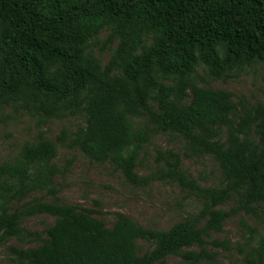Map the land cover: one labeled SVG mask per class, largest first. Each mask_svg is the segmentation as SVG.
Returning <instances> with one entry per match:
<instances>
[{
    "label": "trees",
    "instance_id": "obj_1",
    "mask_svg": "<svg viewBox=\"0 0 264 264\" xmlns=\"http://www.w3.org/2000/svg\"><path fill=\"white\" fill-rule=\"evenodd\" d=\"M102 33L116 43L106 65L93 47ZM257 63H264V0H0V108L23 109L42 126L82 119L55 140L25 142L0 164V243L38 242L10 247L20 264H166L169 256L223 264L206 247L212 231L240 212L264 228V104L209 82ZM154 134L180 136L183 153L158 150L159 169L143 177L137 168ZM59 145L110 164L132 185L159 180L196 193L201 209L156 230L119 212L108 226L93 209L40 198L13 208L35 192L57 196L55 178L70 169V161L55 162ZM207 155L221 168L218 187H201L182 169L183 156ZM231 200V210L219 208ZM38 214L55 217L45 236L22 226ZM140 239L153 248L140 254ZM213 245L231 249L227 241ZM244 263L264 264V234Z\"/></svg>",
    "mask_w": 264,
    "mask_h": 264
},
{
    "label": "rangeland",
    "instance_id": "obj_2",
    "mask_svg": "<svg viewBox=\"0 0 264 264\" xmlns=\"http://www.w3.org/2000/svg\"><path fill=\"white\" fill-rule=\"evenodd\" d=\"M108 34L102 33L94 41V52L103 65L111 57V49L116 43L109 44ZM209 85L216 89L232 92L235 99L245 97L252 103L258 101L264 104V63L247 66L239 75L226 80H210ZM141 121V120H138ZM82 123L80 117L71 116L67 119H52L42 126L37 118L25 110L15 106L0 108V164L15 159L22 145L27 141L40 138L55 140L63 128L72 131ZM173 149L183 153L184 140L175 134H154L146 147V153L140 157L137 172L143 177H152L159 169L155 158L158 150ZM70 161V162H69ZM55 162L64 167L70 164V169L55 178V187L59 190L57 196L46 191L30 194L22 202H14L13 208L22 209L24 202L40 198L43 201L58 202L93 209L108 226H113L116 213H123L144 227L156 230H168L185 218L197 214L201 209L202 198L192 192L182 191L176 184L152 180L146 186H135L128 183L120 171L114 170L110 164H98L90 160L80 150L69 149L59 145V155ZM182 169L198 181L201 187H218L223 182L221 168L210 155L202 158L184 157ZM234 200L220 206L224 210L235 207ZM55 223V217L50 214H38L22 220V226L31 232H39L45 236V230ZM247 225L254 228L250 233ZM264 234L261 220L248 216L244 212L228 218L222 231H212L206 238L207 249L219 253V261L223 264H245V256L255 246ZM227 241L231 247L225 250L215 247L213 241ZM28 238L22 240L14 237L6 243H0V264H20L10 250L11 246L28 248L35 246ZM139 252L143 254L153 248V243L138 240ZM192 249L198 250L197 247ZM166 264H186L180 256H169Z\"/></svg>",
    "mask_w": 264,
    "mask_h": 264
}]
</instances>
